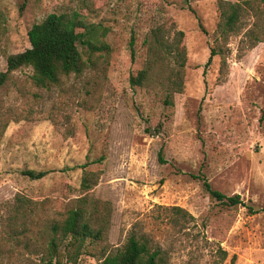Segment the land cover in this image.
Masks as SVG:
<instances>
[{
    "label": "rangeland",
    "instance_id": "obj_1",
    "mask_svg": "<svg viewBox=\"0 0 264 264\" xmlns=\"http://www.w3.org/2000/svg\"><path fill=\"white\" fill-rule=\"evenodd\" d=\"M229 4L240 19L223 38ZM73 12L106 49L80 44L83 71L57 83L36 85L24 66L0 85V264H44L49 227L82 200L105 233L75 264H97L133 233L162 264H264L263 0H0V72L30 47L35 23ZM155 27L184 32L181 90L168 82L171 62L130 83ZM201 176L243 203L217 201Z\"/></svg>",
    "mask_w": 264,
    "mask_h": 264
},
{
    "label": "trees",
    "instance_id": "obj_2",
    "mask_svg": "<svg viewBox=\"0 0 264 264\" xmlns=\"http://www.w3.org/2000/svg\"><path fill=\"white\" fill-rule=\"evenodd\" d=\"M239 9V5L229 4V9L222 12L223 18L217 28L223 38L234 31L240 19ZM95 30L96 26L88 24L79 12L50 13L28 31L30 47L7 57V68L0 72V85L9 78L12 71L24 66L32 67V80L36 85L43 87L57 83L62 75L81 73L84 62L80 44L86 46L91 52L106 49V46L99 44ZM167 31V29L163 31L161 27H155L146 37L148 59L145 67L139 70L137 75L130 77L132 86L143 85L149 79L154 67L171 62L174 66L168 82L176 91L182 89V70L186 63V50L182 45L184 32L179 30L170 39ZM134 43L132 37L130 41L132 56L135 54ZM216 54L217 51L211 48L205 67L212 62ZM48 172V170L25 169L22 174L30 179H41ZM199 178L203 182L204 190L217 201L228 206L243 203L239 194L227 196L212 188L204 176ZM82 186L84 188L91 186L87 173L83 178ZM249 211L258 212L251 206ZM103 220L96 205L89 206L85 200L69 209L64 220L55 222L49 227V239L41 257L43 263L75 264L86 251L88 243L103 238L105 233ZM97 264H162V257L160 249L151 247L146 237L133 233L122 246L105 254Z\"/></svg>",
    "mask_w": 264,
    "mask_h": 264
}]
</instances>
